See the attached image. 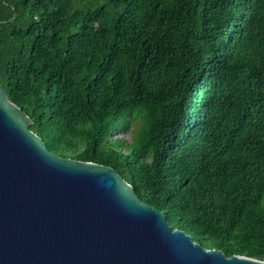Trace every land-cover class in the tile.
I'll return each instance as SVG.
<instances>
[{
    "label": "trees",
    "instance_id": "1",
    "mask_svg": "<svg viewBox=\"0 0 264 264\" xmlns=\"http://www.w3.org/2000/svg\"><path fill=\"white\" fill-rule=\"evenodd\" d=\"M0 85L49 152L264 261V0H0Z\"/></svg>",
    "mask_w": 264,
    "mask_h": 264
},
{
    "label": "water",
    "instance_id": "2",
    "mask_svg": "<svg viewBox=\"0 0 264 264\" xmlns=\"http://www.w3.org/2000/svg\"><path fill=\"white\" fill-rule=\"evenodd\" d=\"M0 85V264H264L207 249L112 168L61 158Z\"/></svg>",
    "mask_w": 264,
    "mask_h": 264
},
{
    "label": "rangeland",
    "instance_id": "3",
    "mask_svg": "<svg viewBox=\"0 0 264 264\" xmlns=\"http://www.w3.org/2000/svg\"><path fill=\"white\" fill-rule=\"evenodd\" d=\"M133 129H134V127H133ZM132 134H131V132H129V133H122V132H114L113 134H112V138L114 139V138H124V139H130V136H131Z\"/></svg>",
    "mask_w": 264,
    "mask_h": 264
}]
</instances>
